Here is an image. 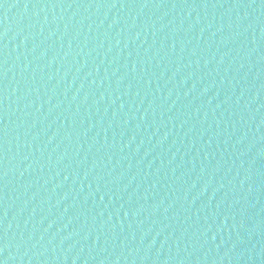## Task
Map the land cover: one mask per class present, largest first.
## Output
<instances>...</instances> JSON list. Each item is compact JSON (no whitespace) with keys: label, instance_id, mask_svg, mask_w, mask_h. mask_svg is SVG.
Here are the masks:
<instances>
[{"label":"water","instance_id":"obj_1","mask_svg":"<svg viewBox=\"0 0 264 264\" xmlns=\"http://www.w3.org/2000/svg\"><path fill=\"white\" fill-rule=\"evenodd\" d=\"M3 264H264V0H0Z\"/></svg>","mask_w":264,"mask_h":264},{"label":"snow or ice","instance_id":"obj_2","mask_svg":"<svg viewBox=\"0 0 264 264\" xmlns=\"http://www.w3.org/2000/svg\"><path fill=\"white\" fill-rule=\"evenodd\" d=\"M0 264H3V262H2V261H0Z\"/></svg>","mask_w":264,"mask_h":264}]
</instances>
